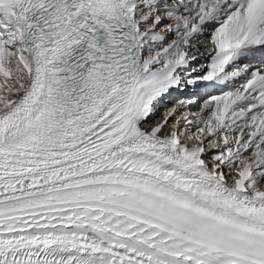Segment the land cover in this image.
<instances>
[{"label":"snow or ice","instance_id":"snow-or-ice-1","mask_svg":"<svg viewBox=\"0 0 264 264\" xmlns=\"http://www.w3.org/2000/svg\"><path fill=\"white\" fill-rule=\"evenodd\" d=\"M262 183L264 0H0V264H264Z\"/></svg>","mask_w":264,"mask_h":264},{"label":"bare ground","instance_id":"bare-ground-1","mask_svg":"<svg viewBox=\"0 0 264 264\" xmlns=\"http://www.w3.org/2000/svg\"><path fill=\"white\" fill-rule=\"evenodd\" d=\"M161 110H164V112H163V113L161 114V116L159 117L160 120H162L163 117H164V114H165V112H166V110H167L166 106L164 105V106L160 107V108L158 109V112H160ZM156 116H157L156 113H155L154 115H152L151 118L147 121V125H154L156 122H158V121H156V120H157ZM159 119H158V120H159ZM160 120H159V121H160ZM171 121H172V120H171ZM171 121H170V122H171ZM170 122H169V123H170ZM147 125H145V126H147ZM168 128H169V125H168Z\"/></svg>","mask_w":264,"mask_h":264}]
</instances>
